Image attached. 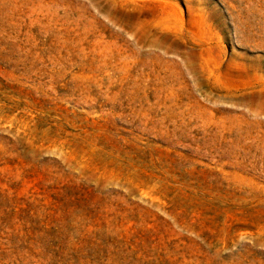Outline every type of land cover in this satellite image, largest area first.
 <instances>
[{
  "label": "rangeland",
  "instance_id": "obj_1",
  "mask_svg": "<svg viewBox=\"0 0 264 264\" xmlns=\"http://www.w3.org/2000/svg\"><path fill=\"white\" fill-rule=\"evenodd\" d=\"M0 264H264V0H0Z\"/></svg>",
  "mask_w": 264,
  "mask_h": 264
}]
</instances>
